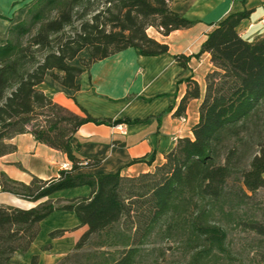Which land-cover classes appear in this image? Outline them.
Masks as SVG:
<instances>
[{"label":"trees","instance_id":"trees-1","mask_svg":"<svg viewBox=\"0 0 264 264\" xmlns=\"http://www.w3.org/2000/svg\"><path fill=\"white\" fill-rule=\"evenodd\" d=\"M170 1L34 0L23 18L10 25L0 44V156L15 150L8 139L30 132L65 153L71 164L57 177L33 176L28 184L0 171V189L34 202L82 185L90 187V194L47 199L30 208L0 205V264H14L12 255L28 250L40 222L56 210L73 212L87 226L58 264H136L155 232L181 241L191 252L190 264H209L215 257L230 256L225 222L238 220L264 233L258 220L240 216L245 199L264 189V143L253 154L243 147L251 119L264 102V35L247 40L237 29L251 10L231 12L211 23L199 52L210 54L213 68L205 76L192 137L178 138L152 171L134 176L120 171L75 173L100 163L74 154L71 138L82 124L115 126L139 120L95 118L82 107L76 113L37 88L48 73L78 90L77 77L93 62L128 47L145 56L167 52L168 45L149 35L148 28L167 35L194 23L174 11ZM82 50L88 58L71 63ZM176 58L185 64L184 56ZM200 96L198 84L190 81L180 108ZM65 231L55 229L49 236ZM92 238L93 251L80 252ZM36 261L33 256L32 263Z\"/></svg>","mask_w":264,"mask_h":264},{"label":"crops","instance_id":"crops-1","mask_svg":"<svg viewBox=\"0 0 264 264\" xmlns=\"http://www.w3.org/2000/svg\"><path fill=\"white\" fill-rule=\"evenodd\" d=\"M33 1L0 0V44L6 40L10 25L23 18ZM170 6L194 23L167 35L148 28L149 35L168 45L167 52L145 56L132 47L118 51L85 69L77 77L78 90L61 85L48 73L37 85L46 96L76 113H82V107L95 118L139 120L115 126L82 124L71 138L74 154L79 158L100 159V163L80 168L75 173L120 171L122 175L134 176L152 171L178 138L192 137V127L199 118L205 76L213 68L210 54L199 52L211 23L228 13L249 9V17L238 25L239 34L247 40L264 35V25L259 22L264 17V0H171ZM81 52L71 63L79 65V57L88 58L86 50ZM176 55L185 57L184 65ZM190 81L198 84L201 96L189 99L180 108ZM7 142L14 144L15 150L0 156V171L13 180L25 184L30 183L33 176L48 180L58 176L63 163L71 164L65 153L37 141L30 132L18 133ZM89 194L90 187L82 185L56 191L34 202L0 189V205L30 208L47 199ZM86 228L73 212L56 210L40 222V230L28 250L14 253L11 261L14 264H58L73 250ZM55 229L66 231L50 237L49 232ZM45 245L48 248L45 249ZM33 256H37L35 263H32Z\"/></svg>","mask_w":264,"mask_h":264},{"label":"rangeland","instance_id":"rangeland-1","mask_svg":"<svg viewBox=\"0 0 264 264\" xmlns=\"http://www.w3.org/2000/svg\"><path fill=\"white\" fill-rule=\"evenodd\" d=\"M249 126L250 134L243 147L246 154H253L257 151L259 143H264V102L251 119ZM232 183L230 182L231 185ZM242 209L240 212L242 219L254 218L264 226V189H258L249 199H245ZM234 221L223 222L227 229L226 242L230 256L215 257L209 264H261V260L264 259V233H257L240 224L238 220ZM94 241L92 238L90 244L80 252L93 251ZM112 250L113 248H110V251ZM190 259L191 252L181 241L166 239L159 232H155L142 247L136 264H190Z\"/></svg>","mask_w":264,"mask_h":264},{"label":"built area","instance_id":"built-area-1","mask_svg":"<svg viewBox=\"0 0 264 264\" xmlns=\"http://www.w3.org/2000/svg\"><path fill=\"white\" fill-rule=\"evenodd\" d=\"M259 22L264 25V17L260 18ZM182 120H185L184 117H180ZM62 168L63 169H69L70 168V164L69 163H63L62 164Z\"/></svg>","mask_w":264,"mask_h":264}]
</instances>
